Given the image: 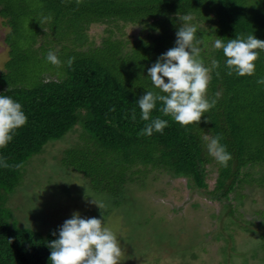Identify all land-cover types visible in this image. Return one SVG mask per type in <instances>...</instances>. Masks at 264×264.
<instances>
[{
  "label": "trees",
  "instance_id": "trees-1",
  "mask_svg": "<svg viewBox=\"0 0 264 264\" xmlns=\"http://www.w3.org/2000/svg\"><path fill=\"white\" fill-rule=\"evenodd\" d=\"M41 1L46 12L29 28L31 0H0L10 54L0 72V95L18 100L27 116L13 139L0 147V162L6 165L0 166V264H51L48 242L56 238L58 225L45 232L20 226L5 195L20 184L31 156L76 127L82 139L64 150L61 163L113 198L151 172L205 189L208 166L217 171L215 186L207 191L213 198L231 200L232 192L237 198L244 183L256 182L264 190V85L256 83L264 76V52L255 61L254 75L237 76L228 73L222 50L212 48L215 38L227 41L253 33L264 39V0ZM185 13L203 42L204 63L210 67L211 59L220 61L206 91L215 103L200 121L181 126L160 111L157 101L150 118L166 119L168 125L163 133L140 134L148 121L140 119L137 99L148 89L158 91L147 68L174 46L178 15ZM49 16L52 20L45 19ZM97 23L106 25L99 43L88 34ZM126 25L140 26L135 39L122 37L119 31ZM49 50L62 61L59 67L46 61ZM69 56L74 57L71 67L63 63ZM217 134L231 153L227 166L208 154L202 139ZM260 239L264 247V232Z\"/></svg>",
  "mask_w": 264,
  "mask_h": 264
},
{
  "label": "rangeland",
  "instance_id": "rangeland-1",
  "mask_svg": "<svg viewBox=\"0 0 264 264\" xmlns=\"http://www.w3.org/2000/svg\"><path fill=\"white\" fill-rule=\"evenodd\" d=\"M28 6L34 9L26 14L30 28L46 11L41 0ZM105 28L92 24L88 34L99 43ZM5 32L0 17V72L10 59ZM119 32L133 40L140 26L126 25ZM78 130L48 141L31 156L20 184L5 195V205L20 226L45 232L79 211L84 217H100L117 234L122 249L118 264H264V190L256 182L244 183L237 198L232 192L231 200L217 199L207 193L215 186L214 166H208L205 189L187 188L184 178L151 172L144 182L128 183L113 198L61 163L64 150L82 139Z\"/></svg>",
  "mask_w": 264,
  "mask_h": 264
},
{
  "label": "clouds",
  "instance_id": "clouds-1",
  "mask_svg": "<svg viewBox=\"0 0 264 264\" xmlns=\"http://www.w3.org/2000/svg\"><path fill=\"white\" fill-rule=\"evenodd\" d=\"M178 17L181 23L175 32L174 46L160 53L147 68V76L158 91L148 89L137 99L140 119L148 121L140 130L143 135L150 136L154 131L163 133L168 125L166 119L158 116L150 118L157 101L162 102L160 111L171 116L181 126L200 121L202 114L208 112L215 103V100L207 99L206 91L211 70L217 68L220 61L211 59L210 67L204 63L201 57L203 42L197 36L196 25L189 23L192 16L185 13ZM212 48L222 50L225 57L223 63L229 74L235 72L237 76H251L256 71L255 61L260 52H264V39L257 38L253 33L227 41L215 38L212 40ZM45 59L57 67L62 64L51 50ZM73 60L74 57L69 56L63 63L71 67ZM256 83L264 85V76L257 77ZM131 119H136L135 110L131 113ZM26 122L27 116L21 103L11 96L0 95V147L9 143L15 130ZM202 139L208 154L221 166H227L231 153L220 143L219 134L211 138L204 136ZM0 166L6 165L0 162ZM91 202L101 207L95 199ZM53 235L56 238L48 242L51 264H118L120 261L122 249L117 234L100 217H84L79 211H73Z\"/></svg>",
  "mask_w": 264,
  "mask_h": 264
}]
</instances>
